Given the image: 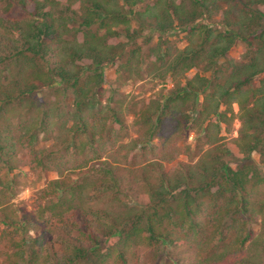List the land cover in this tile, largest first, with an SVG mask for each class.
<instances>
[{
	"label": "trees",
	"instance_id": "1",
	"mask_svg": "<svg viewBox=\"0 0 264 264\" xmlns=\"http://www.w3.org/2000/svg\"><path fill=\"white\" fill-rule=\"evenodd\" d=\"M29 5L33 11L28 17L0 15V30L11 34L0 44V66L7 74L17 68L33 76L29 81L12 77L11 91L0 84V111L3 105H15L28 116L38 103L29 98L31 94L57 79L74 95L76 109L68 136H89L90 146L104 142L77 167L93 163L90 169L101 172L99 178L86 176L71 184L58 178L48 183L50 190L44 193L50 202L42 212L58 225L54 239L48 232L40 239L12 240L16 250L8 257L9 264H105L112 258L127 264L126 255L141 246L159 259L157 264L166 246L172 264H261L257 255L264 259L260 193L264 172L250 157L257 154L264 166V0H10L4 11ZM175 29L188 40L172 58L165 56L162 43L144 56L140 48L124 54V48L136 46L146 30L163 41ZM124 57L118 85L111 88L102 67ZM143 63L153 79L169 75L174 84L166 97L155 99L138 117L135 124L148 129L132 140L120 160L121 146L114 139L122 124L119 111L124 100H115V95L140 77ZM193 69L200 73L188 79L186 74ZM202 94L194 125L187 112L194 113L192 107ZM102 103L105 116H85ZM52 114L50 109L43 112L42 125L53 119ZM90 119H97L98 129ZM237 119L240 127L233 141L248 163L234 168L227 136ZM191 121L197 133L195 146L169 144L176 130L186 132ZM29 128L25 124L24 132ZM157 136L161 144L148 148ZM107 140L113 143L105 151ZM66 143L76 151L86 144L81 140L76 147L73 139ZM2 151L0 146V159ZM181 155L189 162L164 168ZM124 169L130 181L121 177ZM128 191L134 199L124 204L121 195ZM99 203L102 206L96 207ZM253 224L260 225L261 233L253 231ZM12 231L16 235L29 229Z\"/></svg>",
	"mask_w": 264,
	"mask_h": 264
},
{
	"label": "rangeland",
	"instance_id": "2",
	"mask_svg": "<svg viewBox=\"0 0 264 264\" xmlns=\"http://www.w3.org/2000/svg\"><path fill=\"white\" fill-rule=\"evenodd\" d=\"M7 1L10 3V0H0V15L2 16L7 15L12 18H25L33 11V6L29 5L27 9L15 7L6 13L4 8L7 5ZM118 1L121 2V0ZM215 21H217V18H215ZM6 35L8 37L11 36V34H7V32L0 30V44L3 42L2 39H4ZM150 35H153L150 41L151 44L148 42L146 43ZM187 40L186 34L184 35V33L176 29L163 36V41L159 40L156 34H150L148 30H146L136 41V46L130 44L124 48V54L127 55L128 52L134 48H140L139 54L144 56L148 54L149 48L162 43L161 47L165 56L169 55L172 58L179 50L187 46ZM120 41L122 43L127 42L125 39H120ZM240 51L241 47H238L234 52V56L237 57ZM123 61H125V57L119 60L117 64H106L102 67L104 80L111 85V88H116L118 85L116 82L118 78V66ZM145 64L146 63H143V65L140 66V77L136 80L134 78L129 80L121 88V93L115 95V100H124V107L119 111L122 124L115 133L114 139V141L117 140L116 144H120L121 146L119 147L120 152L118 157L116 155L120 160H124L122 154H124L126 149L129 148L128 146L132 144V140L146 133L148 129L145 126L138 127L135 124L138 117L142 114L143 110H148V106L152 104V102L154 103L155 99L160 98V96L166 97L174 84V81L171 80L169 75L163 79H153L150 74H148ZM11 68L13 69L14 67ZM49 68H51V66H49ZM82 71L87 72L86 68ZM198 71V69H193L186 74V77L191 79L197 73H200ZM133 72L135 73V71ZM6 74L7 73L3 71V67L0 66V84H2L3 89L7 91H11L12 77L21 79L22 81L33 79L32 74H22L17 68L13 69L11 72L9 70V73ZM84 76H89V73H86ZM206 76L210 77V79L212 78L210 73H207ZM55 81L56 82L49 84L45 88L36 89L31 94L29 98L32 100L33 97H35L38 103L36 106H33L28 116L22 115V112L18 111L15 105L7 107L3 105L4 109L0 111V146L3 150L0 159V161H2L0 162V264H9L10 258L8 259V257L16 250L11 247L10 243L12 240H17L18 238H23L24 240H28L29 238L40 239L43 236H48V232L52 233V240L54 239V234L56 233L54 228L58 225L50 218L49 213L42 212L43 207L47 206L50 202L48 199L49 196L45 195L44 192L50 190L47 186L51 180L60 178L71 184L79 183L86 176H90L95 180L101 175V172L96 171V168L93 170L90 169L94 166L93 163H88L84 169L77 168L81 162L85 163L87 157L91 156L90 151L99 148L103 145L104 141L103 139L98 140L99 142L97 145L90 146L89 143L92 141L89 136H78L76 139L68 136L66 129L72 125L71 120L74 118L72 115L75 113L76 109L73 103L74 95L71 88H66L65 85L57 79ZM2 97L3 96L0 95V98ZM163 101L164 100H162V102ZM202 102L203 94L199 95L197 100H195V107H192L194 113L191 112V110L187 112V114L191 116L194 125L198 122L197 117ZM0 103H2L1 100ZM103 106V103L96 105L91 111L87 110L84 114L87 118L92 115L93 118L105 116L107 112ZM112 106L113 109L117 108L116 105L112 104ZM47 109L53 112V119L50 118L51 122L47 120L46 123L42 125L44 121L42 117L43 112L47 111ZM110 115L109 113L107 116ZM96 120L90 119L91 126L95 125L94 121ZM192 121L189 123L186 132L180 129L176 130V136L174 140H169V144H181L182 146H190L193 148L195 146V135L197 133L195 134V129L192 130ZM25 124L30 125L29 129L31 131H28V133H25L23 130ZM239 127L240 124L238 119L234 120L230 128V134L227 136V142L232 151V155L229 157L231 158L230 164H232L234 168L240 167L242 164H246V162L248 163L247 160H244V158L238 154V150L233 141L238 136L237 131ZM169 130L170 128L165 130V132ZM31 136H34L33 141H30ZM71 139L75 140L76 147L80 144L81 140L84 143L86 142L84 150H70L68 148L69 143L67 144L66 142H69ZM106 142L108 147H103L105 151L109 150L113 140H107ZM158 144H161L159 136H157L151 144L147 143V146L150 148L152 145L158 146ZM156 156L159 157L160 155ZM250 158L252 164L256 165V167L262 169L264 172L261 158L257 154L251 155ZM146 160H148L147 157ZM180 162H189L188 156H178L173 164H166L164 168L166 170L173 169ZM125 170L126 169L121 171V177L124 181H130V177ZM154 173L156 175V171H154ZM260 193L261 195L264 194V188L260 189ZM133 199L130 191L121 195V200L124 204L129 203ZM101 206L102 203L96 204V207ZM15 220L17 223H15ZM11 222L15 223V225L10 227V225L6 224ZM25 227L29 229L28 232L13 235L12 229H21ZM252 229L256 234L261 233L259 224H253ZM4 230L9 232L10 236L8 234L5 236ZM46 241L48 240L45 239V242ZM57 250L58 248L56 247L55 251ZM167 250H169L167 246L165 248L162 247V261L159 264H172L169 261ZM150 252V249L144 246L132 250V254L126 255L128 259L127 264H157L159 259H156ZM257 258L259 260L261 259V264H264V259L259 255H257ZM114 259L115 258H112V260L109 259L105 264H121L119 261L115 262ZM259 260L254 259L252 262H257Z\"/></svg>",
	"mask_w": 264,
	"mask_h": 264
}]
</instances>
